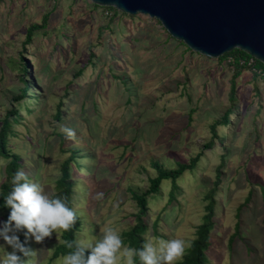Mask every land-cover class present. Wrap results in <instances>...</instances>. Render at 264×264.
Listing matches in <instances>:
<instances>
[{"label":"rangeland","instance_id":"374dc122","mask_svg":"<svg viewBox=\"0 0 264 264\" xmlns=\"http://www.w3.org/2000/svg\"><path fill=\"white\" fill-rule=\"evenodd\" d=\"M47 12L48 25L25 45L28 27ZM134 16L91 0H0V128L10 109L19 111L10 148L50 194L72 148L90 156L82 168L72 164L79 182L73 206L83 218L77 241L99 239L107 227L122 235L136 222L132 192H144L157 175L153 162L176 168L202 152L195 171L178 180L177 199L170 203L172 183L164 180L145 217L147 235L190 242L205 213L204 194L224 162L209 264H264V73L244 69L233 102L232 57L193 51L156 18ZM25 80L30 90L19 102ZM229 108V123L217 125L218 139L208 147L211 125ZM6 164L0 157V184ZM250 191L231 249L237 208ZM60 240L55 231L43 242L30 240L37 264H59L63 256L52 255ZM10 250L0 240V255Z\"/></svg>","mask_w":264,"mask_h":264},{"label":"trees","instance_id":"16d2710c","mask_svg":"<svg viewBox=\"0 0 264 264\" xmlns=\"http://www.w3.org/2000/svg\"><path fill=\"white\" fill-rule=\"evenodd\" d=\"M95 7H100L97 4H94ZM106 9H111L116 13L121 12L115 7H103ZM123 14L135 17L134 15H130L128 13L122 12ZM50 12L44 14L43 22L40 24H32L27 29L25 45L33 42L34 36L36 32L42 28H45L48 25ZM183 42V41H182ZM184 43V42H183ZM189 48V47H188ZM190 49V48H189ZM232 57V60L229 62V65L233 68L234 73L231 79V91H230V100L236 101V88H237V78L241 75L244 69H253L255 76H259L261 72L264 73V63L260 60L252 57L246 51L236 48L230 52L224 54L221 59H227ZM253 60V64L250 62ZM23 73L27 74L28 67L26 63H21L20 66ZM25 87L22 90V94L17 96L15 99L17 101H21L26 97L30 90V83L25 80ZM232 114V108H229L222 119L216 121L211 125V130L213 133V139L209 142L208 147H211L217 137V125L219 124H227L229 123V115ZM19 116L18 109H10L6 116L3 118L2 125L0 128V157L7 160V164L5 166V178L0 184V211L2 214L3 220H6L9 214V208L4 205V195H6L11 189V177L18 169L24 170L25 165L22 161V157L20 154L13 152V150L9 146V136L13 133V122L17 121V117ZM61 111L58 110L56 113V117L60 118ZM71 149V148H70ZM63 151H68L67 148H63ZM203 153L200 152L196 156L192 157L189 162L178 163L176 168H168L164 166L159 160H155L153 162L154 168L157 170V175L149 178V187L144 192H139L134 190L132 192L133 198L137 203L138 211L134 214L135 216V224L132 225L129 229H126L122 233V238L126 245H129L134 248H139L142 246V243L145 239V235L149 230V225L145 219L146 215L149 211V198L152 195H155L161 191L162 184L164 180H170L172 183L171 190L169 193V201L170 203L177 199L178 190L181 188L178 180L183 176L186 171H195L198 167V164L201 160ZM84 156L90 157L85 154L82 149L77 147L71 149V154L62 162L60 167V175L56 179L54 191L51 194L62 195L67 198L68 206L74 208L73 206V197L76 193V188L79 185V182L75 179L73 175V167L72 164L79 168H82L81 160ZM224 162L220 164V166L216 169V177L212 182V185L204 194V199L206 200L205 205V213L202 216V221L198 224L195 232V237L190 240V244L186 249L185 255L181 260L177 262V264H209V250L213 244L214 239V229L216 226V210H217V194L220 189V185L222 183V166ZM30 178V177H29ZM263 198H264V187H263ZM252 199V191L249 192V195L245 198L244 202H242L237 208V222L235 225V231L231 235L229 240V246L232 249L234 247L236 238L241 236V212L247 207ZM77 219L76 222L69 231H59L61 240L57 244L54 253L52 255V259H56L59 256H64L66 253L71 251L66 244L67 242L77 241V234L80 231L83 218L81 214L77 211ZM159 219L154 222V232L155 234H159L158 232ZM21 239L23 240V234H21ZM29 244L31 242L29 241ZM75 246V244H74ZM91 252V249L86 250V256ZM137 264L139 261L137 260Z\"/></svg>","mask_w":264,"mask_h":264},{"label":"clouds","instance_id":"9594fccd","mask_svg":"<svg viewBox=\"0 0 264 264\" xmlns=\"http://www.w3.org/2000/svg\"><path fill=\"white\" fill-rule=\"evenodd\" d=\"M63 131L69 138L75 136L71 128ZM104 193L96 194L102 199ZM4 205L9 208L6 220H0V240L10 251L0 255V264H37V252L29 241L43 242L55 231L67 232L73 228L77 214L68 206L67 198L50 194L45 185L33 181L18 169L11 177V189L4 195ZM99 239L67 242L72 249L59 264H177L185 255L190 242L183 238H154L145 235L142 246L134 248L124 243L118 229H102ZM23 234L24 239H21ZM91 252L86 256V250Z\"/></svg>","mask_w":264,"mask_h":264},{"label":"water","instance_id":"95a60500","mask_svg":"<svg viewBox=\"0 0 264 264\" xmlns=\"http://www.w3.org/2000/svg\"><path fill=\"white\" fill-rule=\"evenodd\" d=\"M145 14L190 49L221 57L236 48L264 63V0H91Z\"/></svg>","mask_w":264,"mask_h":264}]
</instances>
